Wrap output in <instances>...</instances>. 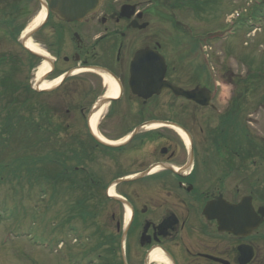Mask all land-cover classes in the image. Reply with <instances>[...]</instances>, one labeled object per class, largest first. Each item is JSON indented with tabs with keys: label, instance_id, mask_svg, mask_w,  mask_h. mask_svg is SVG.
Here are the masks:
<instances>
[{
	"label": "flooded vegetation",
	"instance_id": "obj_1",
	"mask_svg": "<svg viewBox=\"0 0 264 264\" xmlns=\"http://www.w3.org/2000/svg\"><path fill=\"white\" fill-rule=\"evenodd\" d=\"M50 1L31 4L48 11L40 32L55 58L52 76L71 73L60 87L65 86L75 109L62 119L67 130L75 127L76 143L86 144L78 147L84 154L75 166L86 178L73 184L104 197L85 198L86 210L74 213L83 220L64 218L75 239L87 242L71 245L70 258L79 264H264L257 143L248 122L242 125L241 109L231 108L235 101L222 106L213 99L211 106L209 101L161 99L171 95L167 90L146 101L131 94L128 69L134 53L161 44V22L151 19V0H100L81 21L59 19ZM164 57L165 79L182 87ZM89 68L115 77L118 97L108 96L101 74ZM182 88L199 89L196 83ZM100 101L107 103L92 130L104 143H121L137 126L151 122L178 125L186 134L158 126L118 146L105 145L88 127L90 109ZM131 106L135 112H129ZM111 186L118 198L107 195ZM242 199L247 214L263 218L245 237L222 229L225 206L220 205L221 200L229 204L230 222L236 225L233 206ZM211 204L218 205L209 210Z\"/></svg>",
	"mask_w": 264,
	"mask_h": 264
},
{
	"label": "rangeland",
	"instance_id": "obj_2",
	"mask_svg": "<svg viewBox=\"0 0 264 264\" xmlns=\"http://www.w3.org/2000/svg\"><path fill=\"white\" fill-rule=\"evenodd\" d=\"M192 2L193 5L175 11L182 25L174 29L168 23H161L162 52L172 63L173 73L182 87L196 83L202 90L209 87V79L198 54L197 42L202 39L201 45H209V71L220 84L216 102L226 105L234 87H240L241 91L245 89L247 93L242 100L244 106L241 115L252 114L254 126H247L254 132L258 141L256 143L260 144L264 140V101L257 110L254 107L259 104V100L264 99V0ZM241 7L245 8V13L242 21L235 23L236 30L231 35L226 32L228 21L233 19L234 12ZM37 13L33 5L30 16L25 20L20 19L19 23L26 22L29 26ZM161 16L166 18L165 15ZM252 23H259L262 27L255 28ZM17 39L14 41L10 37L0 36V51H3L0 55L15 60L14 68L9 71L17 86H33L42 62L32 59L17 44ZM204 39H207L206 42ZM31 40L41 50L49 52L42 32ZM2 71L3 68H0V75ZM53 78L50 76L46 81ZM60 94V90L50 95L44 94L43 100L50 106H65L59 101ZM168 98L173 99L171 95L161 97L164 100ZM128 110L130 113L135 112L136 107H128ZM30 132L31 141L37 146L42 132ZM21 137L17 135V138ZM16 143L17 140H14L13 144ZM36 148L31 146L32 150ZM258 160L257 189L260 195L264 193V154ZM46 165L37 166L29 175L14 167L11 171L5 165L0 167V264H69L67 256H73L71 251L59 246L63 238V214L78 198L91 196L66 189L63 181H52L55 185L49 183L45 176L46 173L51 174L52 168L47 167L43 171L41 166ZM15 171L20 174L13 176Z\"/></svg>",
	"mask_w": 264,
	"mask_h": 264
},
{
	"label": "trees",
	"instance_id": "obj_3",
	"mask_svg": "<svg viewBox=\"0 0 264 264\" xmlns=\"http://www.w3.org/2000/svg\"><path fill=\"white\" fill-rule=\"evenodd\" d=\"M29 0H0V36L10 37L16 41L26 23H19L29 14L27 3ZM188 5H193L192 0H171L169 7L183 9ZM164 13L166 11L161 10ZM157 15V10L150 12ZM166 14V13H165ZM3 52V51H0ZM32 59L36 58L30 56ZM15 60L9 56L0 55V68L3 71L0 75V167H14L17 171L25 172L29 175L39 166L47 164L44 168H52L51 177L58 183L59 165L65 155V147L68 146L66 155L74 161L75 151H73L74 138L70 139L73 144L65 143L61 137L64 131L58 116L63 115V110L50 106L43 100L42 93H35L29 85L25 87L17 86L9 71L14 68ZM7 68V69H6ZM246 86V85H245ZM236 87L233 92V99H243L246 91ZM238 107V105H237ZM30 131L42 132V137L38 140L37 146L33 145ZM17 135L22 137L19 139ZM17 140L16 144L13 141ZM8 144V145H7ZM31 146L36 148L32 150ZM43 147V149H42ZM7 149V151H5ZM7 152V155L2 153ZM264 154V145H259L258 155ZM9 165V166H8ZM15 171L14 173H17ZM17 174H20L17 173ZM67 189L77 190L85 193L89 187H67Z\"/></svg>",
	"mask_w": 264,
	"mask_h": 264
},
{
	"label": "water",
	"instance_id": "obj_4",
	"mask_svg": "<svg viewBox=\"0 0 264 264\" xmlns=\"http://www.w3.org/2000/svg\"><path fill=\"white\" fill-rule=\"evenodd\" d=\"M57 1L60 3V8L53 11L57 14L58 17L65 20H79L87 13L93 11L98 4V0H53V3ZM37 30L38 28H35L26 33L22 38L19 39V43L29 53L45 60L52 69L53 62L50 59L27 48V41ZM165 71V60L161 55H159L157 51L150 48H144L137 51L130 64V87L132 93L143 99H148L153 94H159L164 89H170L176 96H184L188 99H196L194 91L186 92L176 86L165 82ZM43 78L44 76L41 78V80L35 83L34 88L36 91H41L39 87L43 81ZM100 106L101 105L97 106L95 109H98ZM215 205L218 204H211L209 206V210H212ZM220 205L222 208L223 206H225V222L227 223L226 226H231V224H233L232 222H230L232 218L230 213L231 207H229V205H225L223 201H220ZM244 206V203H241L238 206H233V211L236 214V221L238 220V225L236 228H239V230L241 229L240 233H238L240 235L249 234L254 228L259 225L261 221L260 217L256 219L253 216L251 222L249 219L246 223L245 220L247 219V217L245 218L246 212ZM240 218L241 224H239ZM229 222L231 224H229ZM222 227H224L223 224Z\"/></svg>",
	"mask_w": 264,
	"mask_h": 264
},
{
	"label": "bare ground",
	"instance_id": "obj_5",
	"mask_svg": "<svg viewBox=\"0 0 264 264\" xmlns=\"http://www.w3.org/2000/svg\"><path fill=\"white\" fill-rule=\"evenodd\" d=\"M44 16V12L40 11L35 18L32 20V22L29 24V26L26 28V30L24 31V34L26 32H29L32 28H34L35 26H37L39 24V22L42 20ZM27 48L30 49L31 51L41 54L43 56H47L46 53L41 50L38 45L36 43H34L32 40H29L27 43ZM48 70V65L46 62H42L40 64V66L38 67L37 73H36V80L39 79L41 76H43V74H45ZM103 82L104 84L108 87L109 92H108V96H110L111 98L116 97L117 96V87L116 85L107 77V76H102ZM60 79H54L52 81H45L42 83L41 85V89H48L51 88L53 86H55ZM104 110V109H103ZM103 111L100 110L99 112H97L92 119L90 120V124L91 126L94 125V123L96 122L97 118L99 117V115L102 113ZM157 258L161 259L160 256H157Z\"/></svg>",
	"mask_w": 264,
	"mask_h": 264
}]
</instances>
